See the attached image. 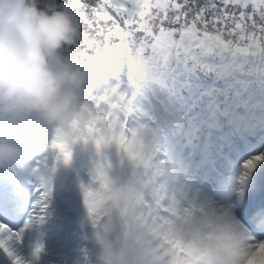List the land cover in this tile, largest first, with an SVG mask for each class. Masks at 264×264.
Masks as SVG:
<instances>
[{"label":"rangeland","instance_id":"rangeland-1","mask_svg":"<svg viewBox=\"0 0 264 264\" xmlns=\"http://www.w3.org/2000/svg\"><path fill=\"white\" fill-rule=\"evenodd\" d=\"M200 49L202 54H199V58L188 57V60L193 61L191 71L205 80L200 82L221 84L230 92L237 101V119L241 108L248 107L251 102L247 99V92L250 90L256 96L264 89V77L248 68L245 61L240 63L238 74L226 66L214 67L211 59L204 54V45ZM100 55L98 58L88 57L78 61L80 69L88 73V79L78 94L76 115L67 129L49 126L35 114L22 115L20 121L0 115V140L7 139L17 146L24 138L38 143L41 133L50 129L47 138L38 143L36 149L23 152L27 161L23 167L11 165L0 169V184L7 188L9 197L12 195V202L20 200V176L25 175L30 183L25 210L20 219H11V213L4 215L5 218L0 215V219L11 227L21 229L23 244L17 245L15 250L19 254L22 248V256L31 260L34 259L31 256L32 249L40 243L44 250L38 259H34V264H56L63 259H69L66 264H86L68 258L70 248H88L90 243L85 235L90 236L94 231L101 232L99 226L111 222L107 225L118 244L115 240L110 241L109 250L105 254L116 256L113 258L116 264L179 263L183 259L190 260V248L197 250L195 264H202L197 263L201 258L202 262L216 264L211 256H203L194 242V237L200 235L203 218L219 213L213 204L214 197L202 187L187 181L174 166L167 151L173 135L169 136L160 130L161 125L156 119V116H161L159 121L167 120L169 123L168 116L180 114L179 123L182 122L185 107L182 87L175 78L174 89L155 82L148 83L150 89H142L132 98V113H124L116 105L120 93L127 88L120 60L114 53L102 52ZM149 92L152 93L149 95ZM260 94L262 104L264 97ZM156 95L167 109L163 107L161 112L156 110L152 100V96ZM252 100L253 103L258 101L257 98ZM242 118L248 126H236L239 138L245 142L259 140L255 138L256 135L245 138L247 129L257 125L256 111L247 108ZM20 122L25 126V131L20 127ZM261 151H264V146H261ZM247 153L239 160L237 154L233 162L240 165L251 156L259 154L254 150ZM76 159L82 161V166L90 172V180L71 174L76 171ZM183 186L188 190L185 191ZM37 189L41 191L37 192ZM157 208L159 211L164 210L161 213L165 216H160ZM34 211L37 217L42 216L43 219L27 223ZM122 212L126 219L121 216ZM62 216L72 219L75 224L77 222L78 226L85 222L95 223L98 229L83 232L75 226L71 230L59 224ZM161 221L167 224V228L162 230L174 237L169 246L162 244L164 240L159 239L164 232L157 233L156 223ZM74 234L81 235V243L73 240ZM100 239L104 241L110 238ZM178 240L183 244L176 245ZM186 245L192 247H184ZM96 246L99 247L100 243ZM152 250L156 253L146 255ZM168 252L169 256L161 260L160 256ZM89 254L97 258L98 262H104L103 257L95 255L94 251ZM0 263L10 264L6 256L1 258Z\"/></svg>","mask_w":264,"mask_h":264},{"label":"snow or ice","instance_id":"snow-or-ice-1","mask_svg":"<svg viewBox=\"0 0 264 264\" xmlns=\"http://www.w3.org/2000/svg\"><path fill=\"white\" fill-rule=\"evenodd\" d=\"M198 44L196 40H185L170 48L165 44L157 48L153 37L120 29L111 38L110 47L115 52L125 47L134 49L139 56L137 73L141 78L164 69L170 71L174 58L179 57L181 63L175 65L171 74L183 89L185 107L183 120L176 126L167 150L169 157L187 181L214 197L213 204L218 212L229 218L237 233L247 238L249 247L264 248V232H256L252 223L253 214L264 209V152L245 160L239 165L238 172L230 164L237 153L248 152L249 144L256 141L246 143L239 138L237 101L230 92L221 84L196 80L191 74L192 60H188L187 67L183 65L188 57L199 58ZM33 208H36V202ZM14 210L7 188L0 184V215L6 216ZM34 219L42 220L43 217H37L34 211L26 222L31 223ZM0 226L4 228L0 233V253L10 264H34V259H38L44 250L43 244L37 243L32 249L34 259H26L15 250L17 245L23 244L21 229L11 227L3 220H0ZM182 244V241H176V245Z\"/></svg>","mask_w":264,"mask_h":264},{"label":"trees","instance_id":"trees-1","mask_svg":"<svg viewBox=\"0 0 264 264\" xmlns=\"http://www.w3.org/2000/svg\"><path fill=\"white\" fill-rule=\"evenodd\" d=\"M50 3L65 11L79 27L78 44L65 52L77 67L81 68L78 64L80 59L98 58L102 52L114 53L119 58L127 88L120 93L116 105L124 113H132V98L140 90L150 89L148 83L155 82L174 89L173 79L177 78L171 73L181 61L177 56L170 71L164 69L139 77L137 52L127 47L115 52L110 47L111 38L120 29L153 37L157 48L161 44L170 48L185 40H196L199 41L196 47L200 49L204 45V54L211 59L214 67L226 66L238 74L240 63L245 61L248 68L264 76V0H40L41 6ZM186 60L183 61L185 67ZM191 74L199 80L198 75L192 71ZM152 97L158 112L167 109L160 103L162 99L158 95ZM174 115L167 117L169 123L167 120L159 121L161 116H156L160 127L172 135L181 119L180 114ZM76 163L83 164L79 160ZM156 224L157 233L164 232L159 238L164 240L162 244L171 245L170 240L174 237L162 230L167 228L166 222ZM121 229L124 230L123 227ZM189 251L191 263L197 254L191 248ZM115 257L108 256L112 260ZM183 260L182 264L189 263Z\"/></svg>","mask_w":264,"mask_h":264},{"label":"clouds","instance_id":"clouds-1","mask_svg":"<svg viewBox=\"0 0 264 264\" xmlns=\"http://www.w3.org/2000/svg\"><path fill=\"white\" fill-rule=\"evenodd\" d=\"M79 38V27L54 4L0 0V115L15 121L35 114L49 126L67 129L88 79L65 55ZM26 162L16 144L0 140V169ZM252 223L256 232H264V209L253 214ZM194 242L216 264H264V248L249 247L221 213L203 218Z\"/></svg>","mask_w":264,"mask_h":264},{"label":"bare ground","instance_id":"bare-ground-1","mask_svg":"<svg viewBox=\"0 0 264 264\" xmlns=\"http://www.w3.org/2000/svg\"><path fill=\"white\" fill-rule=\"evenodd\" d=\"M157 79V78H156ZM156 86V85H155ZM263 94V97H264V89H261V91L258 92V94L255 96L254 92H251L250 90L248 91V95H247V99L248 100H251V102L249 103L248 107H242L241 110L238 112V118L236 119V126L237 125H241L242 128H245L246 126H248V123L246 120H243L242 116L244 115V113L246 112L247 108H251V109H254L256 111V119H255V122L257 123V125H255L254 127H249V129H247V133L245 135V138L246 137H255V135H257L258 138H260V141L258 140H255L256 143L254 144H249V150H254V151H258V153L260 152H264V151H261V146H264V100L262 99V104L261 103V94ZM255 96V97H254ZM252 98H257V102L253 103V100ZM3 118V117H2ZM254 124V123H253ZM247 143V142H246ZM24 146H27L29 144V142H23L22 143ZM19 148H21L19 146ZM238 156L236 157L237 160H239V158L243 155H246V154H249V153H237ZM230 164L232 165V167L234 168L235 171H239V164L238 163H235L233 161H230ZM183 178V177H182ZM183 181V180H182ZM180 186V185H179ZM182 187V186H180ZM184 188V186H183ZM185 191H187L188 189L184 188ZM16 191V190H15ZM181 191V190H180ZM191 191H193V188H191ZM19 195V194H18ZM12 196V195H11ZM10 196V197H11ZM190 196V195H189ZM28 197V196H27ZM11 199V198H10ZM27 202V201H26ZM3 218H5L4 215H1ZM8 218V217H7ZM1 220V219H0ZM7 221V220H6ZM4 232V228L2 226H0V233ZM22 249V248H21ZM20 249L19 251V255L23 254L22 250ZM3 254L0 253V261H1V258H4V256H2ZM30 259V258H29ZM2 263V262H1ZM0 263V264H1Z\"/></svg>","mask_w":264,"mask_h":264}]
</instances>
